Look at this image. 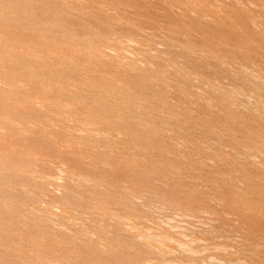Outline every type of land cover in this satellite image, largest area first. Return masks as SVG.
Here are the masks:
<instances>
[{
	"label": "rangeland",
	"instance_id": "obj_1",
	"mask_svg": "<svg viewBox=\"0 0 264 264\" xmlns=\"http://www.w3.org/2000/svg\"><path fill=\"white\" fill-rule=\"evenodd\" d=\"M0 264H264V0H0Z\"/></svg>",
	"mask_w": 264,
	"mask_h": 264
}]
</instances>
